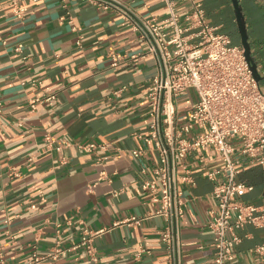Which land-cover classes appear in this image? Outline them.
I'll return each mask as SVG.
<instances>
[{
	"label": "crops",
	"instance_id": "0c3cea01",
	"mask_svg": "<svg viewBox=\"0 0 264 264\" xmlns=\"http://www.w3.org/2000/svg\"><path fill=\"white\" fill-rule=\"evenodd\" d=\"M178 1L185 23V2ZM240 2L253 54L264 68V0ZM204 5L207 20L242 44L232 0ZM21 6L26 10L18 15L10 0H0V264H212V191L224 165L215 147L189 154L171 177L183 201L172 258L163 241L168 219L157 212L164 208L155 171L160 151L145 137L152 130L148 92L159 64L154 55L133 58L148 45L132 20L162 25L165 0H24ZM49 93L57 94L53 103L29 105ZM182 96L184 123L198 96L195 89ZM93 141L107 147L78 146ZM214 170L221 172L210 177ZM147 179L157 180V191L142 186ZM238 179L254 185L240 199L263 215L264 166H245ZM102 228L93 238L94 259L80 243L86 230ZM238 232L237 264H264L256 251L264 244V225L248 222ZM59 245L69 250L35 260Z\"/></svg>",
	"mask_w": 264,
	"mask_h": 264
},
{
	"label": "built area",
	"instance_id": "2783aa9c",
	"mask_svg": "<svg viewBox=\"0 0 264 264\" xmlns=\"http://www.w3.org/2000/svg\"><path fill=\"white\" fill-rule=\"evenodd\" d=\"M10 1L18 15L26 10L21 6L24 0ZM68 1L63 0L65 5ZM182 1L187 10L185 23L178 0H165L168 15L162 25L154 24L150 18L132 20L142 41L148 45L146 50L133 54V58L154 55L159 64L148 92L152 130L145 139H154L160 151V165L155 171L163 184L160 199L164 208L157 212L168 219L163 241L171 258L174 257L177 218L183 212V201L181 192L175 190L171 181L172 175H176L181 161L189 154L212 146L224 162L223 177L212 191L216 200L210 221L215 247L212 264H237L239 229L248 222L264 225V214H258V206L240 199V195L252 190L254 185L238 179L245 166H264V80L258 81L255 77L244 46L234 43L230 34L221 32L219 26L207 20L204 0ZM78 43L81 44V40ZM21 48L22 45L17 47ZM258 63L264 76L263 64ZM189 89H195L198 98L189 120L181 123L179 97ZM56 98V93L38 95L30 98L29 105L37 108L41 103H53ZM2 106L0 99V114ZM47 141L50 145L55 142L52 136H48ZM78 146L95 151L105 149L107 144L93 141L78 143ZM132 152L139 156L142 151L134 149ZM219 172L221 170L209 171L208 175L214 177ZM142 186L153 192L158 190L156 179L144 180ZM154 198L159 199L156 194ZM131 219L139 221L136 216ZM105 230L84 232L80 244L88 248L94 259L93 238ZM68 250L59 245L46 256H36L35 260L47 256L57 259ZM256 251L264 254V244L258 245Z\"/></svg>",
	"mask_w": 264,
	"mask_h": 264
},
{
	"label": "water",
	"instance_id": "95a60500",
	"mask_svg": "<svg viewBox=\"0 0 264 264\" xmlns=\"http://www.w3.org/2000/svg\"><path fill=\"white\" fill-rule=\"evenodd\" d=\"M235 10V15L241 34L242 45L245 48L246 56L248 61L251 63L253 72L258 81L264 80V76L261 74L259 69V63L256 56L253 54L252 47L249 41V34L247 30L246 20L243 13V7L240 0H232Z\"/></svg>",
	"mask_w": 264,
	"mask_h": 264
},
{
	"label": "flooded vegetation",
	"instance_id": "af4514ba",
	"mask_svg": "<svg viewBox=\"0 0 264 264\" xmlns=\"http://www.w3.org/2000/svg\"><path fill=\"white\" fill-rule=\"evenodd\" d=\"M238 37L241 39V34H240V31H239V29H238Z\"/></svg>",
	"mask_w": 264,
	"mask_h": 264
},
{
	"label": "rangeland",
	"instance_id": "374dc122",
	"mask_svg": "<svg viewBox=\"0 0 264 264\" xmlns=\"http://www.w3.org/2000/svg\"><path fill=\"white\" fill-rule=\"evenodd\" d=\"M263 86H264V85H263ZM182 99H183V96H180V97H179V100H181V101H182Z\"/></svg>",
	"mask_w": 264,
	"mask_h": 264
}]
</instances>
